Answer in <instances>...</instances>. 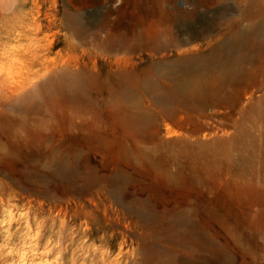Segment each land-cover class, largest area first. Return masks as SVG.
Segmentation results:
<instances>
[{"label":"rangeland","instance_id":"1","mask_svg":"<svg viewBox=\"0 0 264 264\" xmlns=\"http://www.w3.org/2000/svg\"><path fill=\"white\" fill-rule=\"evenodd\" d=\"M247 15L249 0H0V264H101L103 253L119 264H264V45L244 48L236 33L242 48L187 56L230 73L193 106L171 99L173 84L156 71ZM147 33L186 43L135 52L133 64L94 45ZM65 69L101 83L151 69L160 91L141 87L120 103L144 113L132 124L101 87L86 90L88 111L35 93ZM66 147L79 156L75 175L54 168ZM146 242L154 255H142Z\"/></svg>","mask_w":264,"mask_h":264},{"label":"bare ground","instance_id":"2","mask_svg":"<svg viewBox=\"0 0 264 264\" xmlns=\"http://www.w3.org/2000/svg\"><path fill=\"white\" fill-rule=\"evenodd\" d=\"M177 1V0H176ZM172 2V0H171ZM240 2V1H239ZM246 3V2H245ZM171 4V3H170ZM169 4V5H170ZM247 5V4H246ZM168 6V5H167ZM173 6V5H172ZM248 6V5H247ZM170 7V6H169ZM240 7V6H239ZM243 9H246L245 7ZM172 10V9H171ZM175 10V9H174ZM173 11V10H172ZM176 12V11H175ZM245 12V10H244ZM248 12V11H247ZM177 14V13H176ZM246 14V13H244ZM183 15V14H182ZM167 18V16H166ZM243 23H245L244 25H242ZM69 24V22H68ZM222 24V23H221ZM240 24V25H239ZM73 25V24H72ZM181 25V24H180ZM71 26V25H70ZM243 26H246V29L244 31L241 30V28ZM96 27V26H95ZM182 27V26H181ZM184 27V26H183ZM84 30V29H83ZM182 30V29H181ZM209 31V30H208ZM220 31H224V32H220ZM144 32V31H143ZM78 33V32H75ZM96 33V32H94ZM146 33V32H144ZM184 33L185 29H184ZM183 33V34H184ZM205 33V32H204ZM236 33H239L248 43L249 46L248 47H244V48H257L259 46L264 45V0H249V15H247V17L245 18V20L241 19V23H239V19L237 21H232L231 19H229L228 24H223L221 26V28L219 29L218 32H216V37L214 39H208V37H210V35L205 37H202V40L206 41H202L203 43L198 46V47H190V49L187 50H183V51H179L177 53V56L179 57L178 59L173 60L170 63H167L166 65L160 66L156 68V71L159 75H161L164 79H166L168 82L173 84V87H171V94H172V98L174 101H180L181 103L188 105V106H193L194 105V101L191 98H194V96L200 95L202 92L211 89L209 83L212 82H216V80H223L225 79V77L228 76V74L230 75V73H228L225 70V67L223 65H217L218 67H214L212 65H209L210 62H205L203 59L202 60H198V58H192V57H187L189 55L193 54H197V52H201V51H205L208 49H214V48H220L221 45H227L229 48H237V47H241V45L237 44V38H234V35ZM85 34V33H84ZM182 34V35H183ZM188 34V33H187ZM82 35V34H81ZM121 35V34H120ZM133 37V34H131ZM136 35V34H135ZM134 35V36H135ZM142 35V34H141ZM148 35V33H147ZM143 35V38H140L138 42H134V43H130L129 45L123 47H117L111 43H108V41L105 42V44L109 45V46H105L104 48L100 49V45L102 44V42L97 41L98 43L94 42L95 47L100 51L103 50V52H106L107 54H112L113 52H115L112 55H117L119 54V52H122L124 54L123 57H120L119 59H117V63L121 64L123 63H131V57L130 55L135 53V52H149V53H160V52H165L168 48L170 47H174L177 48L179 46H181L182 44H185V42L183 43H174V39L171 37H168L167 35L163 36H157L155 34H150V35ZM91 36V35H90ZM95 36V35H94ZM101 36V34H100ZM110 35H108L109 37ZM113 36V35H112ZM119 36V35H118ZM122 36L123 33H122ZM96 37H98L96 35ZM117 37V36H116ZM120 37V36H119ZM118 37V38H119ZM198 37L197 35L193 36V39ZM225 37L227 38L226 41H224ZM101 37H98L97 39H99ZM124 38V37H123ZM79 39L82 40H86L83 39L82 36H80ZM115 39V38H114ZM112 39V40H114ZM130 39V38H129ZM135 39V38H134ZM103 40V39H101ZM136 40V39H135ZM134 40V41H135ZM179 40V38H178ZM184 41V40H182ZM114 42V41H113ZM126 43V41H125ZM123 44V43H121ZM120 44V45H121ZM125 45V44H124ZM242 48V47H241ZM169 50V49H168ZM118 56V55H117ZM148 57V56H147ZM137 59V58H136ZM227 59V58H226ZM141 60V59H140ZM143 60V59H142ZM148 60V59H147ZM150 60V59H149ZM248 60V59H247ZM133 61V60H132ZM199 62V66L196 65V63ZM136 64V61H135ZM198 67V68H195ZM263 70V69H262ZM145 74L142 75H137L135 73H131V72H122L120 73L116 79L112 80L111 82H103L101 83L97 78L95 77H91V76H86L84 72L82 71H76V72H69L67 71V69H65L64 71H62V73L58 76L55 77H51L48 78L44 81V83H42L41 85H39L36 90L35 93H39V92H43V94H46L47 97L50 96H56L58 102H60L61 104H70L74 107L77 108H83V111H88L89 107H90V102L88 101L87 98H85L84 96L86 95V90L89 87H101L103 90H107L108 96L110 97V99L112 100V102L114 104L118 105V109L115 111V114L117 115V117L120 120H126L129 121V123L132 124H137L139 123L138 121L142 118H145V115L142 111L139 110L138 106L136 103H134V114L130 113L131 111L127 112L125 111V109L121 108L120 103L127 97H131V92L133 91H137L139 89H141V87L145 88L146 91L150 94L153 95H157L159 93V88L157 86H155L154 84H152L151 82H149L147 79L149 78V76H151L152 74V70L151 69H147L146 71H144ZM94 73V72H93ZM97 77V76H96ZM223 82V81H222ZM226 82V81H225ZM108 83V84H107ZM239 85V84H238ZM244 85V84H243ZM213 86V84H212ZM124 88V89H123ZM222 89V88H221ZM169 91V90H168ZM215 93V92H214ZM214 98V97H213ZM227 97H225L226 99ZM30 99V98H29ZM132 99V98H130ZM20 102H26V99L20 98L19 99ZM126 102V100H125ZM140 102V101H139ZM219 102V101H218ZM36 103V102H35ZM38 103V102H37ZM42 103V102H41ZM111 105V104H110ZM226 107V106H225ZM107 108V107H106ZM129 108V107H128ZM130 109V108H129ZM201 109V108H200ZM131 110V109H130ZM199 110V109H198ZM240 110V109H239ZM35 111V110H34ZM242 111V110H241ZM87 113V112H86ZM108 113V111H107ZM165 113V112H164ZM202 113V112H201ZM72 114H74V112H72ZM113 114V113H112ZM90 115V114H89ZM95 117V116H94ZM97 117V116H96ZM95 117V118H96ZM139 117V118H138ZM88 118V117H87ZM93 118V117H92ZM188 119V118H187ZM41 120V119H40ZM118 120V119H117ZM84 121V119H83ZM116 122V121H115ZM117 123V122H116ZM120 123V122H119ZM169 129V128H168ZM24 132V131H23ZM27 135V134H25ZM172 135V134H171ZM179 136V135H178ZM49 141V140H48ZM45 146V144H44ZM124 147V146H123ZM54 155V153H53ZM53 157V156H52ZM78 154H77V150L70 148V147H66L65 150H63L59 156L56 158L55 160V169L58 170H68V171H72L71 173H74V171H76L78 173L77 170V166H76V160L78 158ZM64 171V172H65ZM57 172V171H56ZM44 175V174H43ZM105 177V176H104ZM172 181H174V179H172ZM91 186V184H90ZM89 186V187H90ZM84 190V189H83ZM14 191V190H12ZM8 194V193H7ZM13 194V192H12ZM15 194V193H14ZM17 194V193H16ZM19 194V193H18ZM24 195V194H23ZM7 197V196H6ZM20 197V196H18ZM53 198V197H52ZM3 199V198H2ZM7 199V198H6ZM32 199V198H31ZM31 199L29 200L31 202ZM35 199V198H34ZM58 199V198H57ZM39 200V199H38ZM8 202V200H6ZM54 201V200H53ZM27 202V201H25ZM41 202V201H40ZM60 202V201H59ZM63 202V201H62ZM6 203V202H4ZM3 203V204H4ZM13 203V202H12ZM15 203V202H14ZM21 203V202H19ZM24 203V202H23ZM2 204V203H1ZM41 205V204H40ZM45 205V204H44ZM62 205V204H61ZM13 206V204H12ZM25 206V205H24ZM28 206V204H27ZM26 206V207H27ZM30 206V205H29ZM57 206H58V202H57ZM42 207V206H41ZM49 206H47L46 209H48ZM61 207V206H60ZM74 207V206H73ZM19 208V207H17ZM20 208H22L20 206ZM19 208V209H20ZM78 207H76L77 209ZM24 209V208H22ZM53 209V208H52ZM97 209V208H96ZM7 211V209H4ZM37 210H41L40 208H37ZM60 210V209H59ZM78 210V209H77ZM82 210V209H81ZM107 210V209H105ZM32 211V210H31ZM54 211V210H53ZM52 211V213H54ZM66 211V210H65ZM98 211V209H97ZM5 212V211H4ZM8 212V211H7ZM60 212V211H59ZM58 212V213H59ZM94 212V211H93ZM96 212V211H95ZM6 213V212H5ZM50 213V211H49ZM56 214V213H55ZM88 214V213H86ZM14 215V214H13ZM12 215V216H13ZM40 216L42 215L41 213L39 214ZM44 215V214H43ZM47 215V214H46ZM61 215V214H60ZM70 215V214H69ZM104 215V214H103ZM20 216V215H19ZM18 216V217H19ZM25 216V215H23ZM38 216V217H40ZM68 216V215H66ZM66 216H64L66 218ZM106 216V215H105ZM42 217V216H41ZM74 217V216H73ZM93 217V216H92ZM108 217V216H107ZM14 218V217H13ZM86 218V217H85ZM90 218V217H89ZM11 219V218H10ZM62 219V218H61ZM108 219V218H107ZM15 220V219H14ZM32 220V219H31ZM65 219H63L62 221H64ZM79 220V219H78ZM85 220V219H84ZM111 220V219H110ZM28 221V219H27ZM39 221V220H38ZM41 221V220H40ZM47 221V220H46ZM69 221V219H68ZM153 221V220H152ZM45 223V221H43ZM105 222V221H104ZM103 222V223H104ZM112 222V221H111ZM49 223V222H48ZM6 224V223H5ZM8 224V223H7ZM66 224V223H65ZM105 224V223H104ZM30 225V224H29ZM49 225V224H47ZM81 225V224H80ZM83 225V224H82ZM87 225V224H86ZM148 227H149V233L147 237H150L152 234V229L154 228V224L153 222L148 223ZM22 226V225H20ZM37 226V225H36ZM55 226V225H54ZM64 226V225H63ZM11 227V226H9ZM40 227V226H39ZM43 227V226H42ZM79 227V226H78ZM76 227V228H78ZM87 227V226H85ZM107 227V226H106ZM16 228V227H15ZM52 228V227H51ZM64 228V227H63ZM62 228V229H63ZM82 228V227H81ZM10 229V228H9ZM13 229V228H11ZM40 229V228H38ZM68 229V228H67ZM83 229V228H82ZM81 229V230H82ZM89 229V228H88ZM5 230V228H4ZM69 230V229H68ZM74 230V229H73ZM77 230V229H76ZM80 231V229H78ZM77 230V231H78ZM126 230V229H125ZM41 231V230H40ZM47 231H50L47 230ZM59 231V230H58ZM67 231V230H66ZM72 231V230H71ZM84 231V230H83ZM4 232V231H3ZM7 232V230H6ZM9 232V231H8ZM11 232V231H10ZM17 232V231H16ZM31 232V231H29ZM51 232V231H50ZM49 232V233H50ZM87 232V231H86ZM107 232V231H106ZM66 233V232H65ZM74 233V232H73ZM72 233V234H73ZM76 233V231H75ZM81 233V232H80ZM14 234V233H13ZM78 234V233H76ZM84 234V233H83ZM101 234V233H100ZM3 235V234H2ZM6 235V233H5ZM15 235V234H14ZM42 235V234H41ZM61 235V234H60ZM85 235V234H84ZM95 235V234H94ZM98 235V234H97ZM95 235V236H97ZM117 235V234H116ZM17 236V235H16ZM21 236V234H20ZM38 236V235H37ZM77 236V235H76ZM88 236H90L88 234ZM111 236V234H110ZM4 237V236H2ZM13 237V236H12ZM23 237V236H22ZM42 237V236H41ZM75 237V236H73ZM82 236H79V239ZM103 237V236H102ZM108 237V235H107ZM18 238V236H17ZM72 238V237H71ZM70 238V239H71ZM90 238V237H88ZM92 238V237H91ZM110 238V237H109ZM116 238V237H115ZM120 238V237H119ZM3 239V238H2ZM15 238H13L14 240ZM23 239V238H22ZM76 239V238H75ZM74 239V242H75ZM78 239V240H79ZM98 239V238H97ZM6 240V239H5ZM12 240V239H11ZM25 241V239H23ZM39 240V239H38ZM128 240V239H127ZM7 241V240H6ZM5 241V242H6ZM9 241V239H8ZM7 241V242H8ZM19 241V240H18ZM48 241V240H47ZM59 241V240H58ZM62 241V239H61ZM71 241V240H69ZM69 241L67 240V243H69ZM113 241V240H112ZM50 242V241H49ZM60 242V241H59ZM73 242V241H72ZM77 242V240H76ZM107 242V241H106ZM11 243V242H9ZM15 243V242H14ZM24 243V242H23ZM61 243V242H60ZM109 243V242H107ZM128 243V242H127ZM27 244V243H26ZM63 244V243H62ZM61 244V245H62ZM72 244V243H71ZM70 244V245H71ZM120 244V243H119ZM132 244V243H131ZM141 244V243H140ZM11 245V244H10ZM29 245V244H28ZM39 245V244H38ZM99 245L100 242H99ZM124 245V244H123ZM13 246V245H12ZM26 246V245H25ZM47 246V245H46ZM59 246V245H58ZM102 246V245H101ZM106 246V243H105ZM117 246H119L117 244ZM132 246V245H131ZM71 247V246H69ZM69 247L67 246V249H69ZM109 247V246H107ZM111 247V246H110ZM138 247V246H137ZM63 248V247H62ZM65 248V247H64ZM112 248V247H111ZM140 248V247H139ZM138 248V249H139ZM12 249V248H11ZM10 249V250H11ZM42 249V248H41ZM78 249V248H77ZM84 251V248H82ZM109 249V248H108ZM121 249V247L119 248V250ZM128 249V247H127ZM13 250V249H12ZM11 250V251H12ZM118 250V252H119ZM125 250V249H124ZM26 251V250H25ZM79 251V250H78ZM139 251V250H138ZM62 252V251H60ZM74 252V251H73ZM109 252V250H108ZM50 253V252H49ZM83 253V252H82ZM81 253V254H82ZM97 253V252H96ZM11 254V253H9ZM60 254V253H59ZM80 254V253H78ZM112 254V253H111ZM120 254V253H119ZM140 254V253H139ZM143 254H150V255H154L155 254V250L151 248L150 246V242H146L144 247H143ZM85 255V254H84ZM115 255V254H114ZM141 255V254H140ZM49 256V255H48ZM64 256V255H63ZM133 256V255H132ZM77 257V255H76ZM95 257V256H94ZM108 254H101L100 255V263L101 264H119L118 258H115L112 261H108ZM35 258V256H34ZM61 257H59L60 259ZM86 258V257H85ZM132 258V257H131ZM47 259V258H46ZM62 259V258H61ZM67 259V258H66ZM58 260V259H57ZM77 260V259H75ZM84 260V259H83ZM135 260V259H134ZM55 262H60L55 261ZM93 262V261H92ZM133 262V261H131ZM63 263V262H62ZM77 263V262H76ZM14 264V263H12ZM43 264V263H42ZM54 264V263H52ZM59 264V263H58ZM61 264V263H60ZM64 264V263H63ZM93 264V263H92Z\"/></svg>","mask_w":264,"mask_h":264}]
</instances>
